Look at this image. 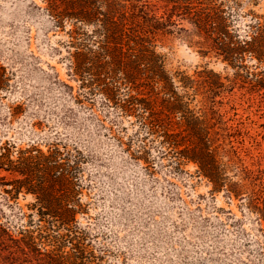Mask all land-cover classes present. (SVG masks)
I'll list each match as a JSON object with an SVG mask.
<instances>
[{
	"label": "rangeland",
	"instance_id": "1",
	"mask_svg": "<svg viewBox=\"0 0 264 264\" xmlns=\"http://www.w3.org/2000/svg\"><path fill=\"white\" fill-rule=\"evenodd\" d=\"M237 1L235 28L244 35L252 17H264V0ZM44 6L41 0H0V151L12 148L16 159L19 149L47 153L62 149L63 141L90 155L81 181H74L88 209L77 219L90 232L93 264H264V222L245 202L214 193L195 164L178 167L161 134H148L140 112L125 114L102 93L83 91L69 75L70 25L56 27ZM203 42L182 22L158 52L173 73L192 76L208 66L233 80L231 68L201 55ZM240 85L216 98L211 117L238 166L229 175L233 181L248 177L252 193L264 188V94ZM201 101L192 108L200 109ZM21 178L0 169V223L15 239L0 241V264H36L18 248L20 229L33 230L29 222L56 202L16 191Z\"/></svg>",
	"mask_w": 264,
	"mask_h": 264
},
{
	"label": "trees",
	"instance_id": "2",
	"mask_svg": "<svg viewBox=\"0 0 264 264\" xmlns=\"http://www.w3.org/2000/svg\"><path fill=\"white\" fill-rule=\"evenodd\" d=\"M41 1L56 27L70 25L69 75L80 81L83 91L102 93L125 114L140 112L148 134H161L178 167L195 164L214 193L245 202L264 222V188L249 193L248 177L233 181L229 172L237 163L223 147L211 117L216 98L232 85L264 94V17H252L242 35L235 28L242 6L237 0ZM182 22L204 40L203 57L216 58L234 71L233 80L224 78L230 86L208 66L192 76L167 69V58L158 47ZM121 94L125 98L119 102ZM199 96L202 107L196 110L192 104ZM60 144L62 149L57 146L47 153L36 147L19 149L16 159L12 148L0 151V169L22 177L15 181L16 191L25 190L40 203L56 201L29 222L33 230L20 229L18 248L36 264H93L90 232L77 219L88 209L81 200L82 187L74 181H81L92 158L78 145L69 150L68 143ZM7 240L15 239L0 223V241Z\"/></svg>",
	"mask_w": 264,
	"mask_h": 264
}]
</instances>
